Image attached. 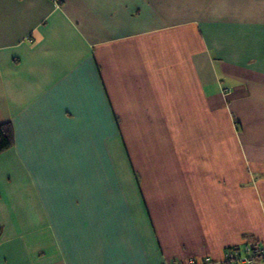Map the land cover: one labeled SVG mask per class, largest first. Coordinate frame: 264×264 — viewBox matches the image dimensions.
I'll return each instance as SVG.
<instances>
[{"label":"crops","instance_id":"obj_1","mask_svg":"<svg viewBox=\"0 0 264 264\" xmlns=\"http://www.w3.org/2000/svg\"><path fill=\"white\" fill-rule=\"evenodd\" d=\"M3 121L0 264L264 245V0H0Z\"/></svg>","mask_w":264,"mask_h":264},{"label":"built area","instance_id":"obj_2","mask_svg":"<svg viewBox=\"0 0 264 264\" xmlns=\"http://www.w3.org/2000/svg\"><path fill=\"white\" fill-rule=\"evenodd\" d=\"M262 258H264V245L243 243L242 245H233L223 251L219 259H190L185 264H253L254 260Z\"/></svg>","mask_w":264,"mask_h":264},{"label":"rangeland","instance_id":"obj_3","mask_svg":"<svg viewBox=\"0 0 264 264\" xmlns=\"http://www.w3.org/2000/svg\"><path fill=\"white\" fill-rule=\"evenodd\" d=\"M126 126H128V125L126 124ZM147 130L148 131H143L140 128V133L142 136L140 138H139V135L137 133H135L136 139L135 140L132 139L130 141L132 144V145H130L131 149H132V147H135V148L145 147L146 148V147H150L152 145H158L162 142V139L165 140L164 146L172 147L176 144V140H175L176 135L178 133H179L178 135L181 134L180 132L176 131L174 124H171V125H169V124L168 125L167 124H165V125L152 124L151 128H147ZM133 142H134V144H133ZM152 143H156V144H152Z\"/></svg>","mask_w":264,"mask_h":264},{"label":"trees","instance_id":"obj_4","mask_svg":"<svg viewBox=\"0 0 264 264\" xmlns=\"http://www.w3.org/2000/svg\"><path fill=\"white\" fill-rule=\"evenodd\" d=\"M14 143V132L10 121L0 122V152L10 148ZM233 245L227 246L223 251L232 247ZM235 246V245H234ZM226 264V263H222Z\"/></svg>","mask_w":264,"mask_h":264}]
</instances>
